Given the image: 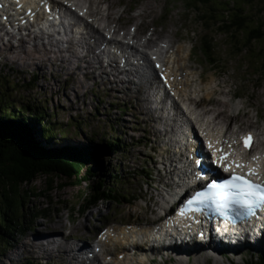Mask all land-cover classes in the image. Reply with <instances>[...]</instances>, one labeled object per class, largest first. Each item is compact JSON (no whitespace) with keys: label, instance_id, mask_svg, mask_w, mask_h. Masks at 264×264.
I'll use <instances>...</instances> for the list:
<instances>
[{"label":"rangeland","instance_id":"rangeland-1","mask_svg":"<svg viewBox=\"0 0 264 264\" xmlns=\"http://www.w3.org/2000/svg\"><path fill=\"white\" fill-rule=\"evenodd\" d=\"M104 1L114 5V17L118 19L121 16V24L129 27V32L140 25L139 32L143 33L144 39L156 28L158 38L155 44L159 39L163 42L169 37L175 40L177 46L183 47L182 54H185V57L191 50V61L187 60L186 64L191 67L192 91L197 90L193 96L203 97L205 101L210 100L208 110H218L219 115L225 114L221 121L233 123L230 133L240 128L241 131L255 130L264 137V64L259 60L264 56V41L252 46L251 49L255 52H243L238 57L229 45L231 37L216 34L214 31L210 33L214 36L216 47L213 57L219 63L212 66L199 51L201 37L206 34L205 23L194 11L188 10V0ZM228 1L232 7L236 5V0ZM200 8L206 10L202 4ZM143 10L146 12L144 19H136ZM249 13L254 26L262 24L264 28V2L256 1L253 6L250 5ZM132 17L134 19H131ZM59 30L61 35L56 37V40L69 38L64 34L63 27ZM36 35V41L32 39L34 36L27 32L15 40L0 39V90L5 93L4 97L14 104L16 110L30 106L25 115L29 119L25 125L29 128L35 127L39 130V125L33 123L35 118L32 109L51 114V123L64 127L63 136L57 131L54 137L47 138L48 145L85 151L88 148L95 150L97 144H107L105 138L118 139L122 151L101 153L104 168H100V157L93 160L92 168L97 176L104 174L108 178L110 175L115 178V173H119V178L123 177L124 180L111 179L114 183L109 184L113 185L125 201L121 205L102 203L81 213L79 210L86 193V185L68 186L66 180L59 179L48 198L33 197L25 204L21 224L15 235L9 237L10 246L0 245V264H56L53 259L46 262L36 258L38 255H33L34 258L31 259L32 256L26 251L19 250L21 245L29 246L33 250V236H60L61 243L66 242L63 237H70L75 239V242H85L91 246L96 233L103 225L115 222H151L161 214V210L154 206L155 202L163 205L157 197L158 190L161 193L169 182L167 171L170 166L168 154L165 152L169 147L164 145L166 139L164 140L162 135H156L157 123L152 122L153 118L144 113L141 116L137 106L136 111L134 110V99H131L132 105L128 97L122 94L124 87L114 86L121 92L114 93L110 87L97 85L84 70L79 72L81 66L72 61L73 59L71 64L63 59L56 61L50 53L53 42L49 39L50 35L44 36L41 32ZM39 41L42 44L38 43ZM60 49L64 59L70 56L64 52V45L60 46ZM62 61L64 66H68L69 72L75 74L74 77H70L68 72L60 67ZM112 81L114 82L113 79ZM224 102L227 107L221 109L219 105H224ZM154 115L160 114L155 112ZM91 139H94L92 143ZM169 149L171 154L176 151L173 147ZM163 163H166V166ZM25 188L39 194L46 190L47 179L39 178ZM151 198L154 199L150 201ZM259 256L261 255L243 253L242 257L237 256L235 261L231 262L248 264L254 260L253 263H256ZM214 259L217 260V257ZM179 262L167 260V264ZM220 264L230 263L222 259Z\"/></svg>","mask_w":264,"mask_h":264},{"label":"bare ground","instance_id":"bare-ground-1","mask_svg":"<svg viewBox=\"0 0 264 264\" xmlns=\"http://www.w3.org/2000/svg\"><path fill=\"white\" fill-rule=\"evenodd\" d=\"M61 2H68L71 6L69 8H65L59 4L55 5L59 6L65 15L75 20L78 23L77 26L84 25V32L79 38H77L73 36L74 30L77 26L63 25L65 34L71 37L67 42L64 43L61 40H56L59 38L56 35L49 36V39L53 41L50 53L54 55L56 61H61V59H63L67 60L69 64H71V60L73 59L72 61H75L76 63L78 62V64H85L86 67L79 69V72L85 69L84 71L89 70L91 75H97V73H100L99 76H93L92 80L97 82V85L102 87H110V90L114 93H120V91L118 92L114 86H125L124 88H126V90H124L122 94L128 97L130 104H132L131 99H134L135 103L133 108L136 111L137 106V111L141 116L142 113H144V115L153 118L152 122L157 123V128H155L156 135H162L164 140L169 134L177 131L176 124L180 119L188 122L186 115L181 111L179 104L176 102L177 98H181L184 105L187 103L189 106L194 107L197 111L200 109V105H198L200 102L193 96V91L191 90L193 83V80H191L192 72L190 73L191 68H189L186 64L187 60H191V51H189L188 56L185 57V54H182L183 47L177 46L175 40L169 37L166 38L168 40L163 43V46L159 50L161 57H163V54L166 53V55H169V58L172 59L174 65L173 68L165 65L164 72L169 79L168 85H172L174 88V100L172 105L174 110L177 112L178 118L169 121L165 115L162 114L160 106L154 108L151 105L153 101L150 98V90L146 88L143 89L141 84H136L134 80L131 79H138L139 73L132 72L131 74H127L130 71L127 68L121 69L118 66L115 57L110 52L103 49L105 47V41L109 44L114 43L121 49V51H123V53H125V55L128 51H130L138 55H143L147 58L148 56L145 50L152 48L155 45H159L158 43L155 44L158 38L156 35V28L144 39H141L142 35L139 33L140 25H138L137 31L133 34L125 32L123 35L124 38H130L131 43L123 44L116 41H107L104 37V32L117 35L122 30V17L120 16L118 19L114 17L116 8L113 4H109L104 0H62ZM30 6L32 7L33 5L31 4ZM73 7L79 8L80 12L74 10ZM145 16L146 12L143 10L142 14L136 16V19H144ZM131 19H134V17ZM36 37L37 36H34L32 39L36 41ZM38 43L42 44L41 41ZM62 45H66L64 52L70 55L66 59L63 58V51L60 49V46ZM55 49H59L60 51L56 52ZM79 50H82V55L79 54ZM102 57L109 59V62L106 65H103L101 61ZM60 67L64 71H67L70 77L75 76L73 72H69L68 66H64V61L61 62ZM123 73H126L127 75ZM122 77H127L129 80L122 81ZM112 78L114 82L112 81ZM99 79L101 80V83L98 84ZM168 98L170 99V97ZM219 106H221V109L227 107L225 102L224 105L220 104ZM212 111L213 110H204L198 113L197 116L200 117L198 122L202 123L203 127L209 129V131H206L208 139L210 128L211 133L214 134L212 125L217 127L224 123L221 121V118L222 116L224 117L225 114H220V116L218 114V110H215V113ZM155 112H159L160 115L155 116ZM210 114L213 115V118L210 121L208 119L206 120V115ZM192 133L193 135H196V129H192L191 134L187 137L188 140L192 139ZM232 138L235 140V136ZM163 143L170 148L165 141ZM169 148L165 149V152L168 154V162L171 163L170 170L167 171L169 182L166 184V187L170 189V187L174 185L175 175L178 176L177 174H181L183 170L182 168H177L172 165V163L175 162V154H171ZM201 182L202 181L200 180V183ZM157 197L159 199L160 197H164L163 193H160V190H158ZM153 199L154 198H151L150 201ZM154 206L158 208V210L161 208L165 213L169 210V207L166 204L165 206L164 204L161 206L159 202H155ZM131 225L132 226H130V223H126L123 226H120L119 224L109 225L106 234H104L100 241H98V245L94 247H90L88 244L83 245L82 243L75 242L76 240L70 239V237H63L66 242H62V244L57 245L56 242L53 241L51 234H48L45 238L42 237L43 235L41 237L33 236L34 243L31 244V247L34 248L33 250L30 249L29 246L25 245H21L19 250H23L24 252L26 251L27 254L32 256V258H34L33 255H38L35 257L43 259L46 262L53 259V262H56V264H128L132 263V259L136 260L135 263L137 264H167V260L169 259L176 261L179 260L180 262L178 264H183L184 261L189 262H185V264H211L210 261H212L213 264H220L222 259H226L230 264H233L231 261H235L234 259L237 256H243V249L249 250L247 253L263 256L264 234L259 240H257L255 245H251L248 240L240 245L225 244L222 241H215L213 239L205 244H200L197 240H194L191 243L179 246L176 245L173 250V256L169 254V257L160 255L159 250L152 251V249H150L149 251H145L139 246H137V250H135L134 254H128L132 248L128 249L127 247H123V245L129 244L131 238L145 241L147 239L148 230L150 229V227L146 226L144 231L142 229H138V226L134 223ZM96 248L100 249L102 257L96 253ZM230 252H232V254L228 257L227 255ZM140 253L144 256V259L138 258V256L141 255ZM29 255L28 257H30ZM215 257H217V260L214 259Z\"/></svg>","mask_w":264,"mask_h":264},{"label":"trees","instance_id":"trees-1","mask_svg":"<svg viewBox=\"0 0 264 264\" xmlns=\"http://www.w3.org/2000/svg\"><path fill=\"white\" fill-rule=\"evenodd\" d=\"M256 1L264 2V0H236V5L233 7L228 0L188 2L189 6H194L190 9H193L197 17L205 23L206 34L201 37L200 51L209 63L214 65L219 63L212 55L216 47L214 36L210 33L214 31L216 34L231 37L229 45L238 57L243 52L254 51L251 49L252 46L264 41L263 25L254 26L249 13L250 5L253 6ZM201 4L206 10L200 8ZM256 52L260 51L256 50ZM259 60L263 65L264 56ZM4 94L0 90V245L10 246L9 237L15 235L21 224L20 219L23 217L25 204H28L33 197L48 198L49 193L55 190L59 179L66 180L68 186L86 185V193L79 210L81 213L102 203L124 204V197L118 195L113 185L109 184V182L114 183L110 181L111 179L122 181L123 177L119 178V173H115V178L111 175L108 178L104 174L97 176L92 168L93 160L99 158L101 153L111 154L122 151L118 139L105 138L107 144H97L95 150L88 148L85 151L58 147L54 144L48 145L47 138L54 137L57 131L63 136L64 127L51 123V114L32 109L35 118L33 123L39 125V130L37 131L35 127L29 128L25 125L29 120L25 115L30 106L16 110L14 104L9 98L4 97ZM93 140L91 139L90 143ZM100 160V168H104L101 157ZM39 178L47 179L46 190L36 194L34 190L25 188ZM258 259V262L251 264H264V256H259Z\"/></svg>","mask_w":264,"mask_h":264},{"label":"snow or ice","instance_id":"snow-or-ice-1","mask_svg":"<svg viewBox=\"0 0 264 264\" xmlns=\"http://www.w3.org/2000/svg\"><path fill=\"white\" fill-rule=\"evenodd\" d=\"M251 139V134L243 137L245 148L251 147ZM236 167H243V165L237 164ZM252 174H255L254 169L249 171V175ZM209 201L217 204L218 207L235 205L238 209L244 210L242 212L237 211V215H250L252 209L264 201V185L254 183L244 176L235 174L230 180L223 183H217L213 180L207 184L203 191L197 192L195 196L187 200L185 209L191 208L194 204L204 203L207 205ZM183 214L184 210L181 211V215Z\"/></svg>","mask_w":264,"mask_h":264}]
</instances>
